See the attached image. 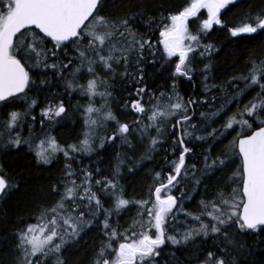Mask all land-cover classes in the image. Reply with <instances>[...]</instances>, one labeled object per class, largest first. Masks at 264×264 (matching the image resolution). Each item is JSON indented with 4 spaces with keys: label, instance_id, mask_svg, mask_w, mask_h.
<instances>
[{
    "label": "snow or ice",
    "instance_id": "snow-or-ice-1",
    "mask_svg": "<svg viewBox=\"0 0 264 264\" xmlns=\"http://www.w3.org/2000/svg\"><path fill=\"white\" fill-rule=\"evenodd\" d=\"M241 4L187 0L172 11L142 0H0V105L25 103L0 121V148L26 147L37 165H51L61 154L65 159L62 177L48 196L27 218H19L10 233L11 256L0 257V264H67V252L80 246L89 231L98 232L100 242L88 264H252L246 237L264 236V2L256 9L248 5L229 23L226 17ZM214 29L226 32L232 43L258 40L255 46L261 50L246 58L243 71L221 83L213 78V60L221 48L206 39ZM197 57L203 92L212 95L185 99L177 78L193 80ZM169 62L168 90L150 88L149 66L154 75ZM49 77L62 90L52 91ZM213 90H218L219 104ZM32 91L46 93L38 109L41 129L68 118L74 93L84 99L74 106L84 125L78 143L62 145L49 132L32 134L37 122L32 110L38 105L29 97ZM202 104L211 110L198 113ZM114 105L131 121H122ZM28 119L33 123L23 136ZM232 133L230 149L240 167L225 176L227 191L217 186L195 211H187L185 201L204 178L233 167L229 153L212 155L211 149L198 167L189 159L191 141H215ZM133 138L147 144L142 159L166 153V170L153 173L145 198L127 197L119 183V158L110 176L99 167L72 166L78 154L91 155L113 143L131 147ZM18 188L0 165V202ZM133 209L135 216L121 226L119 220ZM181 214L186 226L177 230ZM166 245L186 253L184 259L175 251L170 259H159Z\"/></svg>",
    "mask_w": 264,
    "mask_h": 264
},
{
    "label": "trees",
    "instance_id": "trees-1",
    "mask_svg": "<svg viewBox=\"0 0 264 264\" xmlns=\"http://www.w3.org/2000/svg\"><path fill=\"white\" fill-rule=\"evenodd\" d=\"M262 2H264V0H245L241 4V7L234 8V11L231 12L230 17L228 18L229 23H235L238 17L243 15V13L248 10V5H251L253 9H256L262 5ZM142 3L145 5H163L164 9L176 11L185 6L187 0H142ZM215 39L222 47L221 53H219L214 60V76L216 80H223L225 77L230 76L233 72L239 73L243 71L246 64V58L252 52L256 53L260 50L259 47L255 46L259 44L258 40L252 42V44H248L247 42L232 43L229 38L225 37L222 31L216 32ZM170 67H172L171 62L168 63L166 70L160 69L153 75L151 67L149 66L148 71L151 76V79L148 81L149 87L152 88L155 86L156 90H160L162 88L161 85L163 86V83L166 82L168 89V85L171 82V77L169 75ZM49 78L52 79L51 88L52 86L56 87L53 88L52 91L56 92L62 90V85L57 84L55 78ZM177 79L178 81L180 80V78ZM183 87L185 89V93L191 90V87L186 83H183ZM117 91H119V89H117ZM45 95L46 93L43 92H29L30 98H36L38 100V107L43 105ZM24 107V101H17L9 107L0 105V121L6 118L7 112L11 110H23ZM71 110L72 108L69 109V112H71ZM117 110L118 113L121 114L118 108ZM34 113H36V109H34ZM76 118L73 117L72 119ZM79 122L80 120H73L72 122L66 123L62 122V124L58 125L53 130L52 135L55 136L57 141H59L62 145L73 144L79 139ZM39 129L40 128H38V130ZM23 131L24 135L26 134L27 136L29 129L26 124H24ZM225 144L224 140L216 143L213 148L214 153H226L225 149H227L230 144ZM131 145L134 147H122L119 150H115V152L118 155L117 158H121L123 161L121 164L120 181L124 186L127 197L140 199L145 196L149 176L148 170L144 165L142 167H138V165L143 164L144 161V159H142V157H144V149L139 144V140H133ZM223 148L225 149L222 152L221 150ZM198 153L199 156L202 157L205 153V148H199ZM110 155L112 154H109V156ZM117 163L115 160V166ZM231 163L233 167H235V164H240V161L236 158L235 161H232ZM0 165H3L6 171H8L19 184V188L13 192L6 201L0 202V257L9 259L11 256L13 241V237L10 235L11 231L18 224L21 216H25V218H27V213L34 207L36 202L48 196L51 185L61 179L64 164L61 159L57 157L51 165H37L33 153L29 152L27 148L24 147L22 150L0 148ZM107 167H109V169L113 168L112 159L108 162ZM130 167L134 168L136 171L129 172L127 169ZM92 168H94V166H92ZM157 168L158 167L155 164L151 167L149 172L152 173ZM237 168L239 167H236L235 169ZM231 171V168L226 169L224 173L216 174L209 181L206 179L204 185H207V191H205V187L201 188L197 194L198 198L195 200L211 197L217 186H221L227 191V184L230 183V180H225V176H231ZM194 205L195 203L191 206L194 207ZM188 209L192 210L191 212L195 211V208L188 207ZM134 213V209L126 212L119 220V224L121 226H125L127 221L129 222V220L126 221V219H130ZM5 237L6 239H4ZM99 242L100 235L98 232L89 231L84 236V242L80 246L71 248L67 252V264H88V260L92 255L93 247ZM246 243L251 246L252 252L254 253L253 257H251L252 264H264V260H262V257H264V236L260 234H249L246 237ZM172 251H175L176 256L181 260H183L186 255V253H182L180 250L174 249L170 245H166L165 249L162 250V255L159 259H170V253Z\"/></svg>",
    "mask_w": 264,
    "mask_h": 264
},
{
    "label": "flooded vegetation",
    "instance_id": "flooded-vegetation-1",
    "mask_svg": "<svg viewBox=\"0 0 264 264\" xmlns=\"http://www.w3.org/2000/svg\"><path fill=\"white\" fill-rule=\"evenodd\" d=\"M245 0H242V3L244 2ZM225 11H227V10H225ZM234 11V8H233V10L231 11V12H233ZM231 12L228 14V16L226 17V19H227V21L229 22V20H228V18L230 17V15H231ZM202 14L203 13H201V16H202ZM234 16H235V14H234ZM192 30L194 31L195 30V28L193 27L192 28ZM218 31H222V30H219V29H214V31L212 32V33H209V35L207 36V41H210V42H212V43H215V44H217L220 48H221V51H222V47L220 46V44L216 41V39H215V35H216V32H218ZM223 33H224V35H225V37L226 38H229L228 36H227V33L226 32H224V31H222ZM230 40V39H229ZM260 51L261 50H259V51H257L256 53L255 52H252L250 55H253V54H256V55H259L260 54ZM219 54H217V56H218ZM216 56V57H217ZM215 60V59H214ZM214 60H213V64H214ZM194 65H195V67H196V69H197V71L194 73V75H193V80L192 81H187L186 79H184L183 77H180V80H179V84H178V90H179V92H180V94L182 95V96H184L185 97V99H187L188 97H190V96H193V97H198V98H200V99H203L204 97H205V95H208V96H210V95H212V93H207V94H205L204 92H203V83H204V81H203V78H202V76H201V74H200V72H199V69L202 67V65L200 64V62H199V57H197L195 60H194ZM167 66H168V64H166L165 65V67L163 68V69H165L166 70V68H167ZM213 78L215 79V82L216 83H221L223 80H216V78H215V76H214V69H213ZM165 80V79H164ZM183 83H186V84H188L190 87H191V90H189L188 92H184L185 91V89H184V87H183ZM209 83H211V80L209 81ZM167 83L165 82V83H163V86L161 85V89L160 90H165V91H167L168 89H167V85H166ZM53 88H56L55 86H52V89ZM214 92H217V94H218V90H213ZM250 98V97H249ZM72 100V99H71ZM71 102V101H70ZM84 102V101H83ZM221 102V99L219 98V94H218V99H217V101H216V104H219ZM233 107H234V105H233ZM39 108H40V106H39ZM211 110V108H210V106L208 105V104H202V105H200V107H199V109H198V113H199V111H205V112H208V111H210ZM115 111H117V113H118V110H117V108L115 109ZM198 113H197V116L196 117H194V119H198L199 118V116H198ZM118 115H119V118L122 120V121H124V120H127L128 122H130L131 121V117L130 116H125V115H123V114H119L118 113ZM80 121H81V118H80ZM81 125H83V122H82V124ZM215 126H219L218 124L217 125H215ZM235 135V133H232V135H228V134H226L225 135V137H222V138H220V139H218V140H215V141H212V140H208L209 142H208V145L206 146V148H205V153H208V151H209V149H211V154L212 155H220V153H214V151H213V148H214V145L216 144V143H218V142H220L221 140H224V143H229L230 144V142H231V140H232V138H233V136ZM136 138H133L132 139V141L133 140H135ZM138 140V139H137ZM132 141H131V143H132ZM118 143H113L112 145H107L106 144V146H105V149H100L99 151H98V153L97 154H95V156H94V158H89V157H85V158H83V166L84 167H86V168H88V169H94V168H96V167H99V169H100V172L103 174V175H105V176H110V175H112V174H114V172H113V168H110L109 169V167H107L108 166V162L112 159V157H113V154L114 155H117L116 154V152H115V150H117L115 147H116V145H117ZM140 144V143H139ZM191 144L194 146V152H193V154H190V162H192L193 160H194V162H196L197 163V166L199 167L200 166V162H201V157L199 156V153H198V150H199V148H201L202 147V144L203 143H197V141H191ZM225 144V145H226ZM145 146L147 147V144H146V142L143 144V149H144V155H145ZM134 146H131V147H129V148H133ZM165 147H166V144H165ZM223 150V149H222ZM221 150V151H222ZM109 154H112V155H110L109 156ZM166 155V153L163 151V150H161L160 152H157V153H155L154 155H153V157H152V159H150V160H148V159H144V161H143V164H139L138 165V167H142L143 165L145 166V168H147V170H148V176H149V178H148V184H147V186H146V192H145V196H144V198L147 196V192H148V188H149V186H151L152 185V183H153V173H155V172H158V171H161L162 169L163 170H166V161H165V159H164V156ZM158 158V159H157ZM157 159V160H156ZM239 159V158H238ZM156 160V161H155ZM240 161V160H239ZM153 163V164H152ZM157 165V169H155L152 173H150L149 172V170L151 169V167H153V165ZM236 166L235 167H232L231 168V172H230V174L232 175V173L236 170L235 168L236 167H240V164L238 163H236L235 164ZM92 166H94V168H92ZM238 169V168H237ZM134 171H136L135 169L132 171V172H134ZM216 175V174H215ZM215 175H212L211 177H206V178H204L203 179V182H202V184L200 185V188H204L205 187V185H204V182L206 181V179L209 181L213 176H215ZM189 186H191V184H189ZM199 188V189H200ZM178 194V193H177ZM195 198H198V196H196ZM188 206H190V204L189 205H187V207ZM178 225V223H176V226Z\"/></svg>",
    "mask_w": 264,
    "mask_h": 264
},
{
    "label": "rangeland",
    "instance_id": "rangeland-1",
    "mask_svg": "<svg viewBox=\"0 0 264 264\" xmlns=\"http://www.w3.org/2000/svg\"><path fill=\"white\" fill-rule=\"evenodd\" d=\"M202 12H203V11H202ZM202 17L206 18V12H203ZM77 101H79L81 104H83V103L85 102L83 98L76 96V94L74 93V94H73V98H72V100H71V102H70V103L73 105V107H72L71 112H69L68 118L65 119V120H61L59 123H57V124H55V125H51V126L48 125V124L46 123L43 129H41L40 124H39V122H38L39 119H40V117H39V114H38V109H39V107H38V105H37L36 113H34V109H33V113H34V115L37 116V122L35 123V126L31 129V130H32V134H33L34 136H41L44 132H49V133L52 135L53 130H54L58 125L62 124V122H65V123H66V122H72L73 120L78 121V120H80V118H81V121L79 122V125H80V133H79V137H80V138H79V139H82V133H83V131H84V125H81V124H82V117H81V115H80L79 110H77V109L74 107L75 104L77 103ZM83 101H84V102H83ZM113 108H114V110H115V109L117 108L116 105H114ZM73 117H74V118L77 117V118H76V119H72ZM31 123H33V122H32L30 119L24 121V124H26L27 126H28L29 124H31ZM38 128H40L39 131H33V130H37ZM28 129H29V127H28ZM109 130H110V129H109ZM27 133L29 134V132H27ZM21 134H22L23 136H26V134L24 135V131H22ZM79 139H78V140H79ZM138 140H139V139H138ZM208 142H209L208 140H206V141H197V143H203V144H202V148H206V146L208 145ZM75 143H78V141H76ZM139 143H140L141 147H143V144H144L145 142H141V141L139 140ZM122 147H128V145H121V144L118 143V144L116 145L115 148H116L117 150H119V149H121ZM146 148H147V147L145 146V151H146ZM224 149H225V148H223V150H224ZM227 149H228V150H227ZM227 149H225V150H226V153H229V154H230V156H231V162H232V161H235V159L238 158V157H236L234 153H231L230 145H229V147H228ZM99 150H100V149H97V151L93 152L91 155H85V154H78V155H76L75 159H74L73 161H71L73 168H74V169H78L79 167L83 166V158H85V157L94 158L95 154H97ZM223 150H222V152H223ZM120 152H121V151H120ZM120 152H119V153H120ZM119 153H118V154H119ZM143 153H144V151H143ZM204 154H205V153H204ZM117 156H118V155H114V156L112 157V167H113V172H114V168H115L114 161L116 160V163L118 162V158H117ZM58 157L61 159V161H62L63 164H64V163H65V159H64V157L62 156V154L59 155ZM201 159H202V157H201ZM119 160H121V158H119ZM83 167H84V166H83ZM120 180H121V173H120V176H119V183H120V186H122L123 189H124V186L121 184V181H120ZM202 182H203V180H202ZM201 184H202V183H201ZM200 189H201V188H200ZM200 189H199V191H200ZM124 190H125V189H124ZM199 191H197V192L192 196V199H191V200L185 201V203H184V208H185L187 211H189V212L192 211V210L188 209V207L195 208V210H196L199 200H195V199H196L195 197L197 196V194H198ZM193 203H195L194 207L191 206ZM189 204H190V206L187 207V205H189ZM135 214H136V213H134V215H133L132 217H134ZM132 217H131V218H132ZM131 218H130V219H131ZM130 219H126V221H127V220H130ZM185 220H186V218H185L182 214L178 217V221H180L181 223H178V225L176 226V229H177V230H181V229H183V228L186 226V225L183 223ZM127 223H128V221H127ZM188 223H190V221H188Z\"/></svg>",
    "mask_w": 264,
    "mask_h": 264
}]
</instances>
